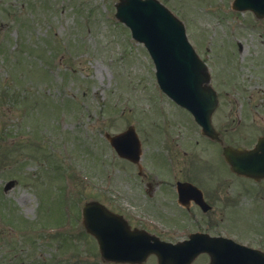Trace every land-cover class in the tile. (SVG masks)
<instances>
[{"label": "rangeland", "instance_id": "obj_1", "mask_svg": "<svg viewBox=\"0 0 264 264\" xmlns=\"http://www.w3.org/2000/svg\"><path fill=\"white\" fill-rule=\"evenodd\" d=\"M116 1L0 0V264H108L97 262L91 237L77 234L85 201L120 208L134 182L136 168L116 156L105 133L134 125L145 159L153 137L173 134H163L175 121L173 102L160 91L144 45L115 18ZM222 1L161 0L224 93L220 123L234 105L248 108L247 93L234 101L237 90L264 94V74L250 58L263 35L248 13L219 11L227 10ZM261 132L255 123V135ZM10 179L16 184L4 192ZM233 217L253 223L243 210Z\"/></svg>", "mask_w": 264, "mask_h": 264}, {"label": "flooded vegetation", "instance_id": "obj_2", "mask_svg": "<svg viewBox=\"0 0 264 264\" xmlns=\"http://www.w3.org/2000/svg\"><path fill=\"white\" fill-rule=\"evenodd\" d=\"M230 1V9H221L223 12L237 14L241 11L238 6L249 2L228 0L229 4ZM257 7L264 12V0H259ZM243 12L252 17L253 26L258 25V32L263 35L256 43L258 50L252 51L250 58L252 67L264 74V16H257L251 9ZM234 44L236 52L233 53L240 54L242 43L235 40ZM236 93L235 102L242 97L241 93H247L248 108L241 111L234 105L232 114L227 110L226 120L220 123L215 118L224 93L217 91L218 105L211 117L216 131L213 137L204 135L191 113L174 103L175 121L170 123L171 127H163L166 131L163 134H169L170 128L173 134L153 137L146 159L143 138L139 137L140 160L137 164L130 163L136 171L134 182L125 185V201L120 208L107 203L132 228L146 230L159 240L174 244L197 235L199 250L189 264H264V146L256 147L264 136V94L246 89ZM244 101L241 100L243 106ZM259 108H263L262 114ZM230 122L234 126L226 127ZM255 123L263 131L258 135H255ZM226 145L253 151L251 158L258 160L251 162L255 167L253 176L231 171L223 155ZM224 180L231 184H225ZM238 210L251 214L250 227L235 220L233 212ZM228 223L234 224L241 233L231 229ZM176 253L191 255L183 250ZM148 261L158 264L155 254L139 264Z\"/></svg>", "mask_w": 264, "mask_h": 264}, {"label": "water", "instance_id": "obj_3", "mask_svg": "<svg viewBox=\"0 0 264 264\" xmlns=\"http://www.w3.org/2000/svg\"><path fill=\"white\" fill-rule=\"evenodd\" d=\"M116 10V17L124 21L131 28L133 36L147 47L162 90L177 103L189 108L203 131L212 135L210 116L217 103L216 96L211 87L205 84L209 81L207 67L190 45L183 23L156 0H119ZM106 136L119 155L132 161L138 160L139 143L133 126L112 137ZM258 145H264V137ZM250 153L231 147L224 149L231 168L247 175L254 174L252 163L258 161L252 159ZM12 185L13 181L8 182L5 189ZM82 214L83 225L96 236L103 257L135 262L154 252L159 264H175L177 255L174 250L186 249L183 244L172 245L153 239L143 231L130 230L119 216L97 201L86 202ZM114 223H118V227L113 226ZM107 240L117 243L119 247H107ZM194 248L199 249V246ZM114 249H117V255H114Z\"/></svg>", "mask_w": 264, "mask_h": 264}]
</instances>
